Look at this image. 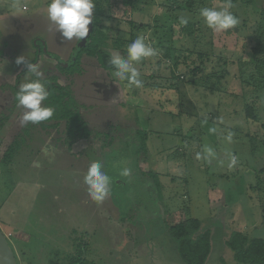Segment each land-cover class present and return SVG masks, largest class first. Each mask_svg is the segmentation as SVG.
Segmentation results:
<instances>
[{"label": "rangeland", "instance_id": "374dc122", "mask_svg": "<svg viewBox=\"0 0 264 264\" xmlns=\"http://www.w3.org/2000/svg\"><path fill=\"white\" fill-rule=\"evenodd\" d=\"M49 2L0 0V121L4 126L0 157L26 125L21 123L24 109L17 106L15 90L35 78L16 59L24 56L30 62L37 55L34 64L42 79L56 75L60 84L68 86L92 132L87 138L72 140L70 134L55 129L51 147L84 152L87 169L93 161H101L111 184H120L110 194L121 207L118 213L125 217L117 224L100 220L103 208L114 213L109 208L110 196L102 207L86 191H76L73 197L67 191L71 203H65L57 186L52 187L41 197L56 201L47 213L33 207L26 230L1 225L6 235L11 231L8 240L18 259L22 264H50L62 260L63 253L77 250L80 240L87 243L88 258L97 257L90 264H132L133 258V264H177L176 244L168 227L187 212L202 221L203 230L212 231L209 263L237 264L226 245L229 233L238 230L264 237V191L258 193L256 188L264 168V88L259 85H264V79L257 81L255 89L240 81L246 62H257V70L264 71V0H230L240 23L221 32L208 28L199 13L203 7L220 9L229 0H135L134 5L128 0H101L99 30L111 39L121 38L125 49L143 36L157 50V56L137 64L142 86L131 89L113 77L110 57L122 55L113 45L98 49L109 69L88 52L73 72L59 69L57 57L68 62L79 40H61L47 18ZM181 17L188 23L181 24ZM188 49L195 56L199 51L209 54L204 69L194 76L184 65L191 58ZM246 105L257 112L256 119L246 113ZM109 131L116 137L110 139ZM208 148L214 152L210 160L206 159ZM233 156L237 163L229 167ZM31 159L22 154L16 158L18 177H23L25 163ZM125 168L131 170L129 176L121 175ZM2 189L1 196L10 191L4 185ZM62 219L65 224L58 227ZM159 234L162 241L154 242ZM167 238L173 247L164 246L167 250L161 255L157 242L163 246Z\"/></svg>", "mask_w": 264, "mask_h": 264}, {"label": "trees", "instance_id": "16d2710c", "mask_svg": "<svg viewBox=\"0 0 264 264\" xmlns=\"http://www.w3.org/2000/svg\"><path fill=\"white\" fill-rule=\"evenodd\" d=\"M100 1L101 0H95V27L88 45L79 52L75 63L72 65L66 66L64 64V61L57 57L60 63V70L72 72L76 70L82 54L85 52L97 56V59L102 63V65L109 69V66L106 64V56L103 54V52L98 50L100 47H110V45H113L114 48L118 50L123 56L127 55V51L124 48V46L126 45L125 41H123L121 38L111 39L102 30H99L98 25L102 21L103 14V7ZM128 1L132 2L133 5L135 3V0ZM177 17L178 16H176V18ZM186 27L189 30V26L187 25ZM189 35L190 38L194 37L193 32H190ZM41 49L43 50V48ZM188 50V55L191 58L187 60L186 64L184 65L190 72H193L192 75L194 76L195 72L202 71L204 69L205 61L209 59V54L205 55L203 53L202 55V52L199 51L195 56L193 49ZM2 53L3 51L0 49V55ZM165 55L167 57H171V54L169 52H165ZM192 56H195L197 59L195 57L193 58ZM257 58L260 57L257 56ZM37 60L38 56L36 55L30 62L36 63ZM182 60L185 61V59ZM255 64H257V62H246V68L244 67L240 69V71L244 72L240 78L242 84L244 86L249 85V88L254 89L256 85L258 86L257 81L264 79V71L261 72L259 66L257 70V65L255 66ZM256 71L258 72V74H256L254 78L253 74L254 72L256 73ZM251 76H253V79L250 78ZM44 81L48 85L50 95L48 97V100L43 103L45 104V106L53 107L55 109V113L50 120L42 121L38 124H33L31 122L27 123L0 157V164H3L4 167L9 169L13 176H16L17 173V163L15 161L16 158L20 154H22L25 158L32 157L33 159L36 155L39 154V151L43 146L42 144L46 143V140L52 135L55 129L57 131L61 129V134H64L65 132L70 134L72 136V140L87 138L92 134L90 125L85 120V116L82 113L81 105H79V102L76 100V97L68 88V86L60 84L57 81L56 75H52L46 78ZM253 83L254 85H252ZM259 85L264 88L263 84ZM17 92L18 90H15V95ZM248 107L249 106L247 105L245 106L246 113L249 115H253V117L251 118L252 120L256 119L255 114L257 112L254 111L253 108L251 110L248 109ZM64 124L65 128L63 130V128L61 127ZM2 126L3 122L0 121V127ZM109 132H111L109 134V138L111 139L115 136V134L113 131ZM31 160L26 163L30 164ZM260 173L263 174V177L261 176V174L257 177L256 188L258 189V193H261V191H259L260 189H262V192L264 191V168L261 169ZM153 175L155 176L156 174L153 173ZM116 184L120 185L113 182V185ZM155 185L157 187L159 195L161 196V184L160 180L157 178L155 180ZM168 234L176 244L177 253L182 264H207L213 251L212 232L208 229L203 230L202 221L200 219L192 217L189 213L186 212V214H184V217L168 227ZM6 236L8 238V235ZM9 243L12 247L17 262V260H19L17 250L15 251V249L13 248V244L11 242ZM226 245L228 247V250H231L233 252V258L236 259L237 264H264V237L249 236L245 232L233 230L229 233V238L226 240ZM27 253H25V255ZM82 255L77 253V251L69 253L67 252L66 254L63 253L62 260L59 258L56 262L51 261L50 264H83L85 259ZM23 259L28 262V260L25 259V256L23 257ZM223 263L225 264V262ZM20 264H22L21 261Z\"/></svg>", "mask_w": 264, "mask_h": 264}, {"label": "clouds", "instance_id": "9594fccd", "mask_svg": "<svg viewBox=\"0 0 264 264\" xmlns=\"http://www.w3.org/2000/svg\"><path fill=\"white\" fill-rule=\"evenodd\" d=\"M95 7V0H50L47 6V18L56 26L62 41H70L73 38L83 41L89 35V25L93 22ZM231 7L229 0L220 9L203 7L199 14L206 26L214 32L233 30L240 21L231 11ZM180 22L187 24L188 20L181 17ZM126 51V56L119 53L111 55L109 63L114 69L113 77L118 81H125L130 89L141 87V73L137 64L146 58L157 56V50L150 43H146L143 36H138L128 44ZM16 64L25 65L27 73L35 77L21 83L16 93L17 106L24 109L21 123L38 124L50 120L55 109L51 106H45L43 103L48 100L50 92L47 83L42 79L38 64L29 62L24 56H19L16 59ZM227 139L231 141V135ZM205 150L209 153L206 159L210 160L214 156V152L210 148ZM196 158H201L200 153H197ZM236 163V158L231 157L229 167ZM130 173L131 170L125 168L121 175L129 176ZM83 182L87 186V193L92 200L98 204H103L108 200L111 192V177L104 170L101 161L97 160L90 163L87 173L83 177Z\"/></svg>", "mask_w": 264, "mask_h": 264}, {"label": "crops", "instance_id": "0c3cea01", "mask_svg": "<svg viewBox=\"0 0 264 264\" xmlns=\"http://www.w3.org/2000/svg\"><path fill=\"white\" fill-rule=\"evenodd\" d=\"M0 129H4V126ZM4 134V133H1ZM54 135H56V132H54L48 139L46 143L43 144V150L39 151V154L36 155L32 160L31 163H25L26 167L23 169L22 176L18 177L13 176L9 169L4 167L3 164H0V176L4 177L3 181L0 180V190H3V185L5 188L10 190L7 195L1 196L0 195V227L1 225L14 227L15 225L17 230H20L19 232H23L27 229L28 222L30 221L31 215L34 213L35 209L33 207H36L37 210H43L45 213H47L46 210H49L50 204L56 200H50V197H48V200H45V198L41 197V193L49 191L52 187L58 188V193L60 196H64V202L71 203L67 199L69 195L73 197L75 195L74 192L78 191L79 193L82 191L87 192V186L83 182V177L87 173L86 165L84 164L82 158H84V152H76L72 150L70 147L64 146L61 148L53 146L51 147L50 140L54 139ZM1 136V135H0ZM83 139V138H81ZM69 148V149H68ZM43 151L45 152L47 156V159H43L45 157V154H43ZM3 165V168L2 166ZM20 163H18V166ZM18 166H16L18 170ZM107 172V171H106ZM108 174V173H107ZM1 178V177H0ZM113 184V183H112ZM111 184V193L114 192L115 185ZM62 185H65L67 188L62 189L64 187H61ZM13 189V191H12ZM69 191L68 193H66ZM80 199L84 202V197L81 196ZM60 200V199H59ZM76 201V199H75ZM57 205V203H56ZM42 207V209L40 208ZM103 207V204H102ZM60 206H58V211L62 212L63 209H59ZM109 210V209H108ZM106 210V208H103V213L99 215L100 220L103 219L112 222H116V224L124 219L125 215L117 216L114 213H110ZM42 212V211H41ZM103 214H107L104 216ZM142 215V214H141ZM143 217V216H142ZM108 220V221H107ZM59 225H62V223L65 224V221L62 219L58 222ZM65 226V225H64ZM87 230V229H86ZM210 230V229H208ZM211 231V230H210ZM8 234H11V231H7ZM212 232V231H211ZM87 235L88 233L85 232ZM6 234V233H5ZM11 236V235H10ZM160 238H154V242L158 240V242L162 241L161 234H159ZM78 247L76 248L77 253L83 254V258L85 259L83 264H90L96 262V256H93L92 259L88 258L87 253V243H82V241L79 240ZM156 246H160L162 249H160L159 253L162 255L163 250H167L164 248V246H167V248H172L173 245L170 244V240L164 239L163 246L161 243H158ZM115 244H117L115 242ZM132 245V244H131ZM150 245V244H149ZM110 247L114 245H109ZM151 246V245H150ZM74 251V252H75ZM71 252V251H70ZM173 256V255H172ZM177 261L179 260V256L176 255ZM165 260L170 261L167 257H165ZM175 263L174 261H170ZM135 263V258L132 259V264ZM207 264H212L207 262Z\"/></svg>", "mask_w": 264, "mask_h": 264}, {"label": "water", "instance_id": "95a60500", "mask_svg": "<svg viewBox=\"0 0 264 264\" xmlns=\"http://www.w3.org/2000/svg\"><path fill=\"white\" fill-rule=\"evenodd\" d=\"M94 27H95V12H93V22L89 25L90 31L88 37L85 38V40L83 41H78L77 45L74 47L72 51L70 61L65 63L66 66L72 65L75 62L79 52L88 45L90 37L94 31ZM235 28H237V26H235ZM109 200H110L109 203H111L109 208L112 209L115 215L117 216L120 215L118 212H121V207L114 201L113 196L111 194ZM0 264H17L9 240L6 234L4 233V231L1 229V227H0Z\"/></svg>", "mask_w": 264, "mask_h": 264}, {"label": "flooded vegetation", "instance_id": "af4514ba", "mask_svg": "<svg viewBox=\"0 0 264 264\" xmlns=\"http://www.w3.org/2000/svg\"><path fill=\"white\" fill-rule=\"evenodd\" d=\"M43 50H44V48H43ZM69 61H70V60H69ZM69 61H68V62H69ZM64 63H65V62H64ZM66 63H67V62H66ZM74 63H75V62H74ZM74 63H73V64H74ZM104 86H105V85H104ZM101 87H102V85H99V88L102 90ZM103 89H106V88L103 87ZM95 90L97 91V85L95 86ZM101 90H100V92H101ZM110 133H111V132H110ZM115 137H116V136H115ZM90 162H91V161H90ZM120 215H121V214H120ZM118 216H119V215H118Z\"/></svg>", "mask_w": 264, "mask_h": 264}, {"label": "built area", "instance_id": "2783aa9c", "mask_svg": "<svg viewBox=\"0 0 264 264\" xmlns=\"http://www.w3.org/2000/svg\"><path fill=\"white\" fill-rule=\"evenodd\" d=\"M11 235V234H8V236Z\"/></svg>", "mask_w": 264, "mask_h": 264}]
</instances>
